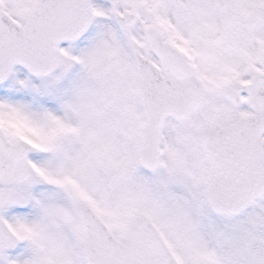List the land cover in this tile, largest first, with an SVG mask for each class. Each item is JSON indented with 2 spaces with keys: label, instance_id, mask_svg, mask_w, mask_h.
<instances>
[{
  "label": "rangeland",
  "instance_id": "1",
  "mask_svg": "<svg viewBox=\"0 0 264 264\" xmlns=\"http://www.w3.org/2000/svg\"><path fill=\"white\" fill-rule=\"evenodd\" d=\"M34 2L0 0V10L23 27ZM110 2L91 0L89 30L80 42L62 48L58 71L50 79L15 69L0 86V127L10 141H30L36 169L31 182L0 188V220L14 237L12 248L25 249L32 259L33 246L23 243L27 238L42 246L59 227L76 232L75 203L82 200L117 239L135 218L148 217L181 264H256L257 226L264 255V226L255 224L264 199L237 219L210 213L205 201L208 167L198 143L202 116L182 124L168 121L159 171L148 174L139 167L144 125L131 50L136 46L153 60L146 53L144 30L162 28L172 41L174 28L171 18L163 27L166 18L158 16L155 0H116L115 7ZM124 12L139 17L135 27L121 24ZM178 29L188 36L186 49L196 46L194 57L206 76L198 77L210 91L209 108L219 114L221 126L225 112L235 114L234 121L245 110H233L219 99L234 55L228 59L219 43L192 40L188 27ZM37 217L43 228L54 224L49 232L31 220ZM71 240L70 258L76 264L80 248Z\"/></svg>",
  "mask_w": 264,
  "mask_h": 264
},
{
  "label": "water",
  "instance_id": "2",
  "mask_svg": "<svg viewBox=\"0 0 264 264\" xmlns=\"http://www.w3.org/2000/svg\"><path fill=\"white\" fill-rule=\"evenodd\" d=\"M89 2L37 0L23 32L0 13V83L16 66L35 77L52 74L59 46L79 40L87 30ZM68 4H74L72 12L65 9ZM122 21L131 27L137 19L125 14ZM145 37L164 74L161 77L155 66L133 50L145 121L140 163L144 170L156 171L165 120H186L203 111L206 104L202 87L192 79L181 57L163 46L153 29H146ZM250 108L256 115L230 128L219 129L216 117H212L200 131L199 140L211 166L206 200L216 215H238L264 196V103ZM27 153L22 143L9 146L0 131V182L11 184L27 177ZM78 208L85 264H177L148 219L135 221L123 245L111 237L91 210L84 205Z\"/></svg>",
  "mask_w": 264,
  "mask_h": 264
},
{
  "label": "flooded vegetation",
  "instance_id": "3",
  "mask_svg": "<svg viewBox=\"0 0 264 264\" xmlns=\"http://www.w3.org/2000/svg\"><path fill=\"white\" fill-rule=\"evenodd\" d=\"M112 2L113 6L117 5L116 0ZM155 3L158 15L166 18V20L171 18V23L176 29L175 33L171 35L172 41H169L167 36L163 37L165 43L173 42L179 48H186V43L180 40H186L188 36L185 32H180L178 28L181 26L188 27L192 33V40L204 43H220L221 54L228 59L231 53L234 55L233 64L235 65L228 69L231 70L228 72L230 78L221 84V87L231 82L247 83L252 79H258L261 88L264 89V0H155ZM191 44L185 50L187 60L196 76L199 73L202 75L198 60L194 57L196 46ZM241 99L245 110L242 115H246L249 113L245 106L247 98L243 95ZM223 102L227 107L233 109L230 104ZM223 116L225 124H231L240 117L237 116L233 121L235 114L225 112ZM3 187L0 184V188ZM0 206L3 208V203L0 202ZM260 214H264V207L258 212V223L264 226V217L262 219ZM1 226L2 221L0 220V233ZM261 229H257L259 235L253 255L256 264H264V255L261 252L262 245H260V242H263ZM71 236L82 245V235L79 228L76 229V232L71 230L70 233L67 229L59 227L56 231L49 233L46 244L44 243L42 246L41 244L32 245L31 240H29L30 243L24 245L25 247L33 246L30 251L34 253L35 257L32 259L30 255L26 254L25 249L17 250L18 248H12L10 245L5 250L0 249V264H28V262L31 264H68L69 242L72 244L73 240H71Z\"/></svg>",
  "mask_w": 264,
  "mask_h": 264
},
{
  "label": "bare ground",
  "instance_id": "4",
  "mask_svg": "<svg viewBox=\"0 0 264 264\" xmlns=\"http://www.w3.org/2000/svg\"><path fill=\"white\" fill-rule=\"evenodd\" d=\"M73 7H74V4H68L67 6H66V8L65 9H67L69 12L71 11H73ZM73 15V14H72ZM256 99H257V97L256 96H253L252 97V104L253 105H255L256 104Z\"/></svg>",
  "mask_w": 264,
  "mask_h": 264
}]
</instances>
